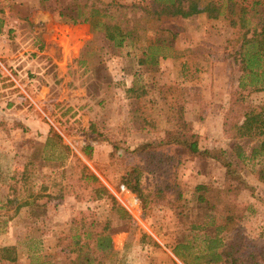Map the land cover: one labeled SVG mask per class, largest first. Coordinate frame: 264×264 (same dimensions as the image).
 <instances>
[{
  "label": "rangeland",
  "instance_id": "obj_1",
  "mask_svg": "<svg viewBox=\"0 0 264 264\" xmlns=\"http://www.w3.org/2000/svg\"><path fill=\"white\" fill-rule=\"evenodd\" d=\"M84 1L89 5L90 0H0V13L6 9L25 15L22 37L29 31L45 33L41 24L27 22L33 4L62 13L61 19L48 23L50 42L42 70L31 72L21 61L17 72L19 66L11 63L14 56L7 55L9 62L0 56L7 68L0 76L6 84L18 77L25 87L33 80L39 90L37 106L20 108L25 114L35 110L40 120L49 122V131L68 147L63 151L54 140L43 146L45 139L39 138L37 130L29 135L28 127L22 128L23 133L8 134L10 141H0V256L10 254L4 247H13L17 259L12 264H71L75 253L70 251L67 236L78 229L77 220L93 217L99 223L106 217L116 218L108 214L109 198L89 199L74 174L80 165L86 166L117 199L114 189L123 183L121 174L140 160L132 149L139 143L159 141L165 130L175 126L178 88L199 94L200 101L182 108L183 117L191 122L199 148H220L234 164L245 184L237 196V205L244 210L240 226L245 245L258 243L264 226V182L257 178L256 170L264 163V155L253 151L255 138L225 137L221 124L230 91L239 80L245 83L241 89L245 101L264 103L263 90L249 91L253 83L262 86L264 52L254 58L260 62L259 68H252L256 77L248 67L242 70L251 49L246 46V53L239 49L238 31L229 26L224 14L225 0H216L223 6L215 19L202 13L154 19L138 7L148 0H98L97 7L105 10L98 19L90 17L96 26L93 32L89 23H67L78 11L88 13ZM114 23L125 36L120 46L104 35L105 26L110 30ZM149 40H153L151 45ZM3 44V49L13 53L21 49L15 41ZM71 49L73 56L65 58ZM143 52L146 59L140 64ZM130 87L144 89L145 94L129 95L126 88ZM171 169L167 165L165 173L159 166L141 175L140 184L153 186L164 174L170 175ZM223 175L224 169L210 158H185L175 173L181 197L170 191L166 201L145 193L146 203L139 216L129 215L110 227L114 253L101 264H163L172 258L167 248L181 233L187 234L180 230L182 219L201 220L202 209L193 202L192 188L199 183L220 187ZM70 190L80 197L74 198ZM23 200L28 203L16 209ZM161 245L165 247L162 253ZM0 264L9 263L0 260Z\"/></svg>",
  "mask_w": 264,
  "mask_h": 264
},
{
  "label": "trees",
  "instance_id": "obj_2",
  "mask_svg": "<svg viewBox=\"0 0 264 264\" xmlns=\"http://www.w3.org/2000/svg\"><path fill=\"white\" fill-rule=\"evenodd\" d=\"M97 3L98 0H90L87 5L84 1L83 5L89 6L88 13L85 15L82 11H78L67 23H89V28L93 32L96 26L90 17L98 19L105 10L103 7L100 10ZM222 6L216 0H148L138 7L154 19L186 18L194 13H202L208 19H215L221 14ZM47 11L55 20L62 18V13L54 12L52 8ZM224 14L228 18L229 26L238 31L237 41L241 52L246 53L244 49H251L249 57L246 60L242 58L244 61L242 70L248 67L249 73L256 77V72L252 68H259L260 62L259 59L254 58H258L257 56H261L264 52V0H225ZM108 26H105V37L114 45L120 46L125 36L120 34L118 24H111L110 30ZM117 34L120 38H117ZM149 41L151 45L153 40ZM144 54L143 52L139 58L140 64L146 59ZM151 61L154 62L153 58ZM260 74L264 72L260 71ZM249 81L252 82L251 79ZM254 85L255 83L252 84L253 89L249 91H264V78L262 77L259 83L262 86ZM244 86L245 83L239 80L230 91L229 105L223 114L221 124L222 132L229 138H255L257 144L253 151L264 155V103L254 104L245 101L241 93ZM126 91L134 97L145 94L144 89L139 88L134 90L130 87L126 88ZM178 100L175 126L165 130L157 142L137 144L132 149V153L140 160L121 174L120 181L137 196L143 207L146 203L145 193H149L151 199L166 201L170 191H174L175 197H181V188L175 181V173L185 158L214 160L224 169L222 185L220 187L206 183L194 185L191 191L192 199L195 206L202 209L201 220L197 222L193 219H182L180 230H186L187 234L181 233V236L174 240L171 251L183 264H264V226L259 233L260 241L248 247L245 245V236L240 226L244 218V210L238 207L237 196L245 187L244 182L222 149L199 148L198 136L193 132L191 122L183 117L182 108L188 103L200 101L199 94H194L186 88H178ZM51 141L63 151L68 149L60 142L56 133L49 131L43 146H48ZM169 164L172 168L170 175L164 174L161 182L151 185L152 189L150 185L143 187L140 184L141 175L152 173L159 166H163L165 171ZM25 176L23 166L21 177L24 179ZM256 176L264 182V163L257 168ZM74 178L78 187L88 194L89 199L98 200L103 196L108 197L110 201L108 214L116 216L115 219L106 217L99 223L93 217L80 218L77 220L78 229H74L67 236L70 251L75 253L71 264H101L105 257L114 253L109 235L110 227L129 219V214L86 166L80 165L79 172L74 174ZM69 193L76 199L80 197L75 191L70 190ZM261 200L264 202V198ZM27 203L25 200L21 201L16 209ZM196 239L199 242H196ZM4 248L10 251L8 252L10 254L0 256V260L9 264L14 263L17 259L14 248Z\"/></svg>",
  "mask_w": 264,
  "mask_h": 264
},
{
  "label": "crops",
  "instance_id": "obj_3",
  "mask_svg": "<svg viewBox=\"0 0 264 264\" xmlns=\"http://www.w3.org/2000/svg\"><path fill=\"white\" fill-rule=\"evenodd\" d=\"M29 9L27 16V22L32 23V26H36L37 24H41V26L45 29V33L37 34V31L28 32L27 37H22L20 30H22V17L25 15L18 16L14 14V11L4 10L3 13H0V52L5 51V55H0L4 58V61L9 62L10 57L7 55L14 56L12 60L13 66H19L16 71L19 70L22 66V62H25L31 72H39L42 70V63L47 61L48 48L47 44L48 38L50 37L48 32V23L53 22V16L45 10L38 8L36 4ZM200 14V13H199ZM191 16V15H190ZM188 16V17H190ZM187 18V17H186ZM43 24V25H42ZM72 26L80 25V23L70 24ZM36 28V27H35ZM12 39H10L11 37ZM27 39V41L25 40ZM8 41H15L18 45H20L21 49H17L16 52H12V50L7 51V47L3 49V43H7ZM30 41V42H28ZM3 42V43H2ZM25 43V44H24ZM12 45L10 44V47ZM19 47V46H18ZM12 48V47H11ZM73 50H67L65 54V58H71L73 56ZM79 52V48L74 54L77 57V53ZM50 56V55H49ZM19 65H18V64ZM78 69V67H76ZM7 68L0 59V74L7 73ZM82 70V69H81ZM5 71V72H4ZM78 71L75 70V73ZM82 72V71H81ZM10 73V71H9ZM32 80V79H31ZM6 80L1 79L0 76V141L7 139L8 134H19L23 133L22 128L28 127V133L31 135V131L37 130L41 135L39 138L45 139L49 135V122L39 119V115L35 110H30L28 114L23 112L24 105L32 108L37 106L36 97L38 96L36 85L33 80L27 87H25L24 82L21 83L18 77L14 78V83L6 84ZM37 91V92H36ZM24 93L27 96V100L24 98ZM31 103V104H30ZM27 116V118H25ZM2 128V129H1ZM10 141V140H9ZM124 241V240H123ZM122 241V243H123ZM121 243L120 248L123 246ZM159 249L160 252H163L164 245ZM172 247V246H171ZM171 247L167 248L169 255L172 258H167V261L163 262V264H183L171 251ZM119 246L115 247L118 250Z\"/></svg>",
  "mask_w": 264,
  "mask_h": 264
},
{
  "label": "built area",
  "instance_id": "obj_4",
  "mask_svg": "<svg viewBox=\"0 0 264 264\" xmlns=\"http://www.w3.org/2000/svg\"><path fill=\"white\" fill-rule=\"evenodd\" d=\"M115 193L117 194L118 203L132 216H139L141 212V204L137 196L127 188L124 183H119L116 187Z\"/></svg>",
  "mask_w": 264,
  "mask_h": 264
}]
</instances>
